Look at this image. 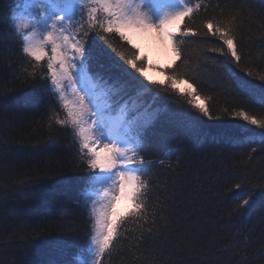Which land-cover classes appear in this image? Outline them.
<instances>
[{"label":"snow or ice","instance_id":"6c2138e0","mask_svg":"<svg viewBox=\"0 0 264 264\" xmlns=\"http://www.w3.org/2000/svg\"><path fill=\"white\" fill-rule=\"evenodd\" d=\"M249 7V0H14L0 30V60L15 56L32 70L12 74L11 82L20 89L6 85L0 89V116H9V123L17 126L31 118L46 131L47 139L27 146H18L23 141L0 140V176L14 172L27 176L20 172L23 153L38 156L61 139L68 141L61 151L70 157L65 165L69 172L13 180L10 185L12 194L25 189L50 194L43 201L44 214L56 216L60 230L71 233L55 239H40L37 233L25 241L26 257L38 255L35 264H77L79 253L83 257L79 264H105L106 257L124 250L122 242L129 241L130 264H176L171 245L158 246L157 241L175 222L181 197L175 181L163 188L153 178L171 176L182 166L179 158L175 163L171 159L177 137L211 136L224 161L234 148H249V160L258 151L264 153V75L258 76L259 85L252 82L257 77L245 67L249 53L244 51L255 35L251 25L264 28V15L257 19ZM5 32L10 47L3 41ZM259 35L264 39V32ZM134 36L171 47L175 60L162 69L172 73L165 80L145 74L146 57L133 43ZM189 42H211L205 56L218 53L225 58L230 86L223 94L238 108L225 110V115L244 122L239 137L228 128L213 131L218 125L211 122H223L224 117L198 103L200 90L208 84L188 75ZM260 55L264 58V52ZM231 64L252 80L240 76ZM177 80L188 89L177 88ZM213 178L214 187L225 189L214 198L230 221L256 210L264 219V174L253 179L248 166L222 163ZM154 199L159 203L153 204ZM121 200L129 204L124 215L117 213ZM6 202L7 194L0 195V206ZM71 204L83 218L82 231L76 220L63 219L70 215ZM129 220L136 225L131 236L128 229L120 230ZM213 249L209 247L200 264H216ZM228 250L243 252L247 247L230 245ZM195 255L199 258L201 253ZM257 258L264 261V248L258 257L243 258V264H254ZM22 264L33 262L25 259Z\"/></svg>","mask_w":264,"mask_h":264},{"label":"trees","instance_id":"16d2710c","mask_svg":"<svg viewBox=\"0 0 264 264\" xmlns=\"http://www.w3.org/2000/svg\"><path fill=\"white\" fill-rule=\"evenodd\" d=\"M213 2H217V0H213ZM249 4L248 11L254 17L258 19L259 16L264 15V0H249ZM10 6H14V0H0V30H3L4 20L7 16L6 10ZM251 27L255 35L253 40L244 48V51L249 53L245 67L250 69L257 78L252 80L234 64L229 66L240 76L259 85L261 81H259L258 76L264 75V58H261L260 55L261 52H264V39L259 33L264 32V28L258 27L257 24H252ZM3 41L6 47H10L11 41L6 32L3 35ZM113 43L116 47H120L118 40H114ZM212 46L211 42H189L185 48L188 75L197 76L207 82L208 87L203 88L199 93L200 100L204 102L202 105L210 106L214 116L224 117L223 122H211L218 125V127L214 126L213 131L228 128L232 130L234 136L239 137L241 135L239 127L244 122L242 120H229L225 115V110L229 112L234 109L238 110L237 106L231 103V97L223 94L225 89L230 86V81L226 79V72L224 71L225 58L218 53H208L207 56L204 54L205 49ZM142 56L146 57L145 55ZM10 61L12 67L8 66ZM147 61L146 57L144 70L149 67ZM171 66L163 65V67H157V70L166 79L167 75L172 73H166L162 69ZM25 68L28 71L32 70L30 66L18 63L15 56L0 60V89H3L5 85L8 88L20 89L19 84L14 85L11 82L12 74L17 71L22 73ZM180 82L183 81L177 80V88H179ZM212 85L218 86L213 87ZM245 110L248 111V109ZM29 115L31 116V114ZM34 119L39 121L40 117L35 116ZM259 131V129H255L257 134ZM46 139V131L33 123L31 118L26 119L22 126H17L9 123V116H0V140L23 141L25 144L18 146H27L28 144H36L37 141L43 144ZM181 139H184L185 142L180 143ZM67 143V140L61 139L53 143L48 151L38 156H33L30 152L23 153L21 157L23 168L20 172L27 173V176L15 172L0 176V188L6 189V193L0 192V195L7 194L6 204L0 206V264H22L25 259L31 260L35 264L40 257L35 254L25 256V241L36 237L37 233H39L40 239L45 237L55 239L61 235H71L67 229L60 230L59 220L56 216L44 214L43 201L50 199V194L40 192L38 189L32 191L25 189L23 192L14 194L10 192V185L13 180H24L45 173L51 176L53 172H69L70 169L65 165L70 157L67 156L66 152L61 151V149L66 148ZM71 151V149H67V152ZM248 151L249 148L230 149L227 152L229 159L224 161L221 148L211 136L200 139L177 137L176 154L171 159L175 163L176 159L179 158L182 166L176 169L171 176L160 175L153 178V183L159 182L163 188H167L175 181L177 193L181 197L180 200L176 201L180 207L176 209L177 215L173 218L175 222L163 233V238L157 241L158 246L171 245L169 250L175 251L173 259L176 264H200V261L207 259L205 254L209 251L210 246H214L216 264H243V258L251 260L260 255V250L264 248V219L261 218L259 210L230 221L227 213L221 209L219 201L214 198L217 194H222L225 191L223 186L214 187L216 181L213 178L220 172L222 163L228 167L248 166L253 179L264 174V153L258 151L249 160ZM167 162L166 159V164ZM157 171L163 172L165 170L157 169ZM152 195H157L155 189ZM228 195L231 200L232 194L229 193ZM236 195L238 196L239 193ZM163 198L164 193H160V200L162 201ZM152 203L158 204L159 201L154 199ZM67 210L70 215L63 217V219L76 220L82 231L83 218L78 215L75 204H71ZM147 226L145 225V227ZM134 228L136 225L129 220L122 225L120 230L123 232L128 229V234L131 236V230ZM241 236L242 239H237ZM122 243L124 250L114 253L111 258L106 257L105 264H130L126 251L129 241ZM230 245L239 246L241 249L247 247V251H229ZM196 252L201 253L199 258L196 257ZM78 255L79 253H77ZM77 264H79L78 261ZM254 264H264V261L257 258L254 260Z\"/></svg>","mask_w":264,"mask_h":264},{"label":"rangeland","instance_id":"374dc122","mask_svg":"<svg viewBox=\"0 0 264 264\" xmlns=\"http://www.w3.org/2000/svg\"><path fill=\"white\" fill-rule=\"evenodd\" d=\"M133 43L139 47L141 53L140 55H145L147 57V63L149 67L147 70H144L145 74L151 79L154 78L163 81L164 75L157 70V67H163V65H172V62L175 60V55L172 52L170 46L165 45L168 51L165 53V55H163L162 53H157L154 51V45L156 44L154 39L134 36ZM178 85L180 89H188V84L184 82H180ZM198 102L200 104H204V102H202L200 99ZM128 210V202L121 200L117 205L118 215H122Z\"/></svg>","mask_w":264,"mask_h":264},{"label":"bare ground","instance_id":"6f19581e","mask_svg":"<svg viewBox=\"0 0 264 264\" xmlns=\"http://www.w3.org/2000/svg\"><path fill=\"white\" fill-rule=\"evenodd\" d=\"M154 51L157 53H162L163 55H165V53L168 51L165 45H161L158 42H156V44L154 45ZM78 263L80 262L81 259H83V257L81 256H77L76 257Z\"/></svg>","mask_w":264,"mask_h":264}]
</instances>
